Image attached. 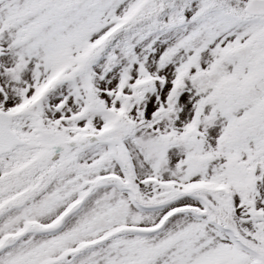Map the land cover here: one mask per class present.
Returning a JSON list of instances; mask_svg holds the SVG:
<instances>
[{
	"label": "snow or ice",
	"instance_id": "obj_1",
	"mask_svg": "<svg viewBox=\"0 0 264 264\" xmlns=\"http://www.w3.org/2000/svg\"><path fill=\"white\" fill-rule=\"evenodd\" d=\"M0 264H264V0H0Z\"/></svg>",
	"mask_w": 264,
	"mask_h": 264
}]
</instances>
